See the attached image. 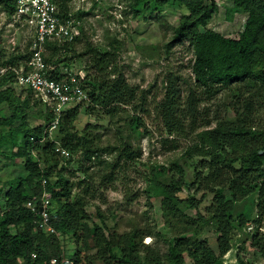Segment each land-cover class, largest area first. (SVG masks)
I'll use <instances>...</instances> for the list:
<instances>
[{
    "label": "trees",
    "instance_id": "16d2710c",
    "mask_svg": "<svg viewBox=\"0 0 264 264\" xmlns=\"http://www.w3.org/2000/svg\"><path fill=\"white\" fill-rule=\"evenodd\" d=\"M15 1L0 0V10L8 18L15 11ZM72 1L55 0L62 16L72 17ZM125 1L137 14L140 9L163 8L166 4L175 8L187 5L190 11L174 27L166 48L169 53L173 45L189 43L194 53L193 84L183 94L181 86L170 78L164 97L155 106L169 134L190 138L181 157L172 163L181 178L168 184L153 180L161 185L164 226L173 232L170 237L158 232L167 243L166 251L145 243L147 232L142 228L123 232L107 230L92 221L87 210L98 189L119 179L126 164L141 158V148L135 146L133 137L135 131H140L143 119L138 113L128 111V106L144 112L148 108L135 104L140 91L121 70L119 40L113 38L102 48L84 37L81 28L71 40L48 41L44 58L50 65V76L56 79L73 75L65 73L67 58L63 57H67L66 54L73 51L72 60L87 58L85 76L76 75V78L88 93L90 109L102 110L111 118L110 125L116 127L115 140L103 146L100 137L90 134V124L83 131L76 128L79 103L62 113L54 132L51 126L55 116L49 106L46 107L49 110L46 124L29 127L24 107L18 104V98L12 97V91L16 90V72L7 69L0 75V103L6 102L13 108L12 114L3 121L12 125L19 122L14 129L12 127L16 134L13 143L22 154L26 171L25 176L9 182L6 192V209L0 215V264H52L54 256H57L56 264L87 261L91 264L93 261L100 264H188L189 261L191 264H225L224 258L233 248L235 231L245 228L249 221L246 211L239 210L238 204L251 200L252 195H257V199L252 200L257 209L254 220L257 232L251 236V245L264 257V117L261 116V111L264 113V0H235V8L248 13L238 38L226 37L208 28L218 10L216 0H155L156 6L148 0ZM32 39L25 50L13 52L0 42V68L24 64L31 56ZM78 41L83 43L80 51L75 47ZM22 88L35 95L32 89ZM228 92L232 101L222 102L218 96ZM214 99L217 106L228 107L235 118L224 117L214 110L215 126L198 131L199 119L210 115L208 104ZM36 103L45 105L40 98ZM25 104L27 107V100ZM210 123L207 119L206 125ZM62 150L69 156L62 154ZM103 153L114 158H102ZM74 154L81 156L77 162L81 163L79 171L84 177L71 182L65 170L74 173V168H67ZM194 157L201 160L194 163ZM92 162L95 168L90 170L92 165L87 163ZM161 169L167 171L165 167ZM188 183L196 188L195 193H201L200 197L198 194L180 196ZM75 187L78 190L74 193ZM3 189L0 187V191ZM45 192L52 194L51 217L57 231L54 234L38 230L35 214L27 207V202L36 198V207L40 208ZM126 196L130 201L134 199L127 190ZM206 199L210 201L202 210L201 204ZM206 226L214 227L217 250L201 237ZM64 234L76 241L75 254L69 256L67 262L62 261L59 247ZM89 248H94L95 253L83 257V249ZM238 264L248 263L239 259Z\"/></svg>",
    "mask_w": 264,
    "mask_h": 264
},
{
    "label": "rangeland",
    "instance_id": "374dc122",
    "mask_svg": "<svg viewBox=\"0 0 264 264\" xmlns=\"http://www.w3.org/2000/svg\"><path fill=\"white\" fill-rule=\"evenodd\" d=\"M216 1L218 10L209 22L208 28L226 37L238 38L244 30L248 13L236 9L235 0ZM148 2H151L152 6L155 4V0H148ZM151 8V10L140 9L137 14L125 0H73L70 11L73 13L71 14L74 25L72 28L78 29L79 32L82 28L83 36H87L96 45L106 48L113 38L119 40L121 70L127 80L136 85L140 91L139 100L135 104H143L146 109L148 108V111L144 112L135 111L132 106H128V111L138 113L143 119L140 131H135L133 137L135 146L141 148V158L134 163L126 164L119 174V179L109 182L104 189H98L96 197L90 199L87 210L92 215V221L103 225L107 230L114 229L123 232L133 228H142L144 232H147L144 235V242L156 245L162 252H165L167 243L158 232H163L167 237H170L173 232L164 226L160 201L161 185L154 183L153 180L156 178L159 183L168 184L181 178L180 172L172 163L181 157L190 143V138L169 134L155 106L164 97L170 78L181 86L183 94L193 84L194 53L187 41L173 45L169 53L166 48V44L173 36L174 27L184 15L190 13L187 5L175 8L166 4L163 8L157 6ZM32 35L31 26L21 22L11 24L5 12L0 10V42L9 52L17 49L25 50L33 38ZM75 47L77 51H80L83 43L78 41ZM72 55L73 51L66 54L67 57H63L67 58L64 61L66 62L65 73L71 72L74 75L85 76L84 67L87 64V58L72 60L70 59ZM15 87L16 90L12 91V97L18 98L20 101L18 104L24 107L28 126L46 124L45 116L48 114L49 118L47 106L36 103L38 98L34 94L30 95L17 85ZM218 98L228 103L233 97L228 92L220 94ZM25 100L28 101L27 107ZM79 104L78 117L75 120L76 128L83 131L90 124L92 136L100 137L103 146L112 144L115 140L116 127L110 125L111 118L106 116L102 110L90 109L92 105L90 106L87 100ZM208 105L210 115L199 119L198 131L215 126L217 115L214 110L224 117L235 118L234 113L227 109L228 107L217 106L216 99ZM12 112L13 108L6 102L0 103V187L4 188L0 191V215L6 209V192L9 182L26 174L22 154L16 151L17 145L13 143L16 139L13 129L19 122L12 125L3 121V118H8ZM261 116L264 117L262 111ZM207 119L211 121L209 125H206ZM53 128L55 127L51 126L54 132L56 129ZM167 138L169 142L165 141ZM106 157L114 158V156L103 153L102 158ZM72 158L73 161L71 165H67V168H74L75 174L68 169L65 170L71 182L84 177V174L79 171L81 163L77 162L81 156L74 154ZM193 160L196 163L201 158L194 157ZM87 164L92 165L90 170L95 168L93 162ZM161 167H165L167 171H163ZM77 190L78 187H75L74 193ZM126 190L134 195L132 201L127 199ZM195 190L196 188L188 183L179 194L184 198L194 194L200 197L201 193H195ZM256 199L257 195H252L250 201L246 200L238 204L239 210L246 211L249 221L245 228L235 231L233 248L224 258L225 264H238L239 259L248 264H264L262 253L251 245V236L257 232V224L254 221L257 218V209L252 203V200ZM209 201L206 199L201 204L202 210ZM189 213L196 214L195 211H189ZM201 237L206 238L211 247L217 250V234L213 226H206ZM60 240L61 258L63 262H67L68 257L75 254L76 241L69 234H64ZM94 253L95 249L89 248L83 249L81 254L85 257ZM87 262L84 264H91L90 261ZM187 263L191 264L190 261ZM92 264L100 263L93 261Z\"/></svg>",
    "mask_w": 264,
    "mask_h": 264
},
{
    "label": "built area",
    "instance_id": "2783aa9c",
    "mask_svg": "<svg viewBox=\"0 0 264 264\" xmlns=\"http://www.w3.org/2000/svg\"><path fill=\"white\" fill-rule=\"evenodd\" d=\"M73 17H64L55 0H16L15 11L10 18L11 24L21 22L33 29L31 56L19 67H7L0 69L1 73L12 69L16 72L18 87L32 89L36 97L40 98L46 106H49L55 118L52 127L58 123L62 113L68 108L88 100V93L84 90L76 75L62 79L52 78L49 74L50 65L44 58L46 43L51 40L73 39L80 32L72 28ZM83 77V76H81ZM63 154H69L65 150ZM45 182V181H44ZM36 198L27 202V207L34 212L36 228L48 234L56 233L52 224V194L45 192L40 199V208L36 207ZM36 255H34L35 257ZM52 264L57 258L51 259Z\"/></svg>",
    "mask_w": 264,
    "mask_h": 264
}]
</instances>
